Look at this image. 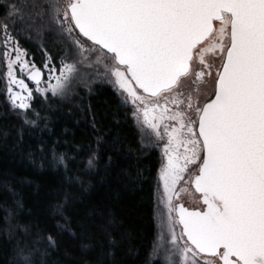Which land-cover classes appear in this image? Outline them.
Returning a JSON list of instances; mask_svg holds the SVG:
<instances>
[{"label":"snow or ice","instance_id":"6c2138e0","mask_svg":"<svg viewBox=\"0 0 264 264\" xmlns=\"http://www.w3.org/2000/svg\"><path fill=\"white\" fill-rule=\"evenodd\" d=\"M20 37L42 48L50 40L59 55L45 48L47 60L37 66ZM0 65L11 108L23 110L18 115L27 116L34 91L67 96L87 86V77H102L151 130L142 145L162 151V208L150 264H264V0H0ZM186 79L195 93L185 90ZM209 84L201 104L199 86ZM25 158L41 171H68L69 157L54 146L41 144ZM96 163L92 152L86 175ZM189 186L200 208L180 202ZM4 211L5 229L18 230L14 209ZM55 211L58 228L82 249L94 246L89 220L73 231L64 204ZM58 246L53 234L18 241L16 264H46Z\"/></svg>","mask_w":264,"mask_h":264},{"label":"trees","instance_id":"16d2710c","mask_svg":"<svg viewBox=\"0 0 264 264\" xmlns=\"http://www.w3.org/2000/svg\"><path fill=\"white\" fill-rule=\"evenodd\" d=\"M19 39L38 55L33 39ZM46 47L48 55L59 53L51 43ZM4 85L0 76V264H16L17 242L30 244L37 233L58 235V248L43 257L46 264H150L157 233L154 196L159 158L154 148L142 145L130 106L100 82L80 85L65 98L34 96L23 117L17 114L21 110L11 108ZM25 119L35 124H25ZM41 144L69 157L67 172L63 167L41 171L27 161L25 154ZM92 152L97 153L96 167L86 175L85 162ZM57 204H64L63 215L73 231L82 220L94 225L92 248L82 249L79 239L57 227L63 224ZM5 208L14 209L12 225L18 230L5 229ZM90 212L99 214L89 217Z\"/></svg>","mask_w":264,"mask_h":264},{"label":"rangeland","instance_id":"374dc122","mask_svg":"<svg viewBox=\"0 0 264 264\" xmlns=\"http://www.w3.org/2000/svg\"><path fill=\"white\" fill-rule=\"evenodd\" d=\"M33 41H35V42H31V44H32V46L34 45L33 47L38 51V55L34 54L33 52H30L26 47H24L26 43L22 42L21 40H20V43H21V46L24 49H26L28 51V53H29V56L27 58L28 59H31V60H34L37 63V65L42 66V64L45 63L46 60H47V56L44 53V49L45 48L47 49L46 45H49L51 43V41L50 40H45L43 42V44H44V47L43 48L41 47V42L40 41H37L36 39L35 40L33 39ZM52 47H54L53 44H52ZM54 49L57 50V52H58V49L56 47H54ZM47 54H48V52H47ZM54 63L58 64L59 63V60L58 59L55 60ZM91 71H92L91 69H84V72L85 73L91 72ZM4 72H5L4 66L3 65H0V73H4ZM100 82L110 85L116 91V93L118 94V96L120 97V99L121 100L123 99L121 97V95L118 93V91L116 90V88L111 83L106 82V80L104 78H102V77H87L86 78L87 87L88 86H91V85H93L95 83H100ZM53 83H55V81H53ZM80 85L85 86V84H83V83L77 84L76 87H75V90L73 92H70L67 96H69L71 93L74 94L76 92V90L79 89V87H81ZM44 86L45 85L42 82V87H44ZM207 87H209V89H208L209 91L212 90V85L211 84H209ZM33 89H35V85H34ZM34 96H38V97L40 96V97H43V98H46L47 96L48 97H51V96L52 97H59V98H65V97H67V96H61V95L54 96V95H52L51 92H48L46 94H42V93H37L35 91H34ZM128 106L131 107V105H128ZM21 112H23V110H21ZM23 117H25V116L23 115ZM134 122H135V125L138 128L141 136L144 137V134L147 131H149V129H147L146 126H142V124L139 121H137L136 119H134ZM161 192H162V185L160 184L159 178H158V184H157V188H156V192H155V196H154V200H155L154 217H155L156 227H157V233H156L155 241L157 240L158 233H159V211H158V209L162 208V205H159L158 204V199L157 198L161 194ZM194 196H195V193H194ZM197 197L195 196V202L193 204H191V205L192 206L197 205V206L201 207V202L198 200ZM177 230H179V229H177Z\"/></svg>","mask_w":264,"mask_h":264},{"label":"flooded vegetation","instance_id":"af4514ba","mask_svg":"<svg viewBox=\"0 0 264 264\" xmlns=\"http://www.w3.org/2000/svg\"><path fill=\"white\" fill-rule=\"evenodd\" d=\"M58 55H59V53L57 54V56ZM37 66H39V65H37ZM25 79H26V77H25ZM26 82L29 84L30 88L33 89L34 84H32L27 79H26ZM184 88H185L186 91H192V92L195 93L197 85H195L191 79H186L184 81ZM199 89H200V91H199V99H200V102L202 104L204 102V100H205L206 95L210 94L212 90L209 91L208 90L209 87L205 88L203 85H200ZM33 97H34V94H33ZM146 133L151 134V130L149 129V131H147ZM154 149L156 150L158 158H159V166H158V172H157V176L159 178V169L161 168V161H162V151H161L160 147H157V148H154ZM181 185H183V182H181ZM194 193H195L196 197L198 196L197 198L200 201V194L195 192L194 187L189 186V191L187 193H181L180 202H182L184 204V206H186V207H188L190 209L200 208L197 205H195V206L191 205V204H193L195 202Z\"/></svg>","mask_w":264,"mask_h":264},{"label":"water","instance_id":"95a60500","mask_svg":"<svg viewBox=\"0 0 264 264\" xmlns=\"http://www.w3.org/2000/svg\"><path fill=\"white\" fill-rule=\"evenodd\" d=\"M30 82H31V81H30ZM26 83H27V82H26ZM31 83H32V82H31ZM32 84H33V83H32ZM29 87H30V86H29ZM32 100H33V98H32ZM32 100H31V101H32ZM30 103H31V102H30ZM19 110H20V109H19ZM185 207H186V206H185ZM187 208H188V207H187ZM189 209H190V208H189ZM190 210H191V209H190Z\"/></svg>","mask_w":264,"mask_h":264}]
</instances>
